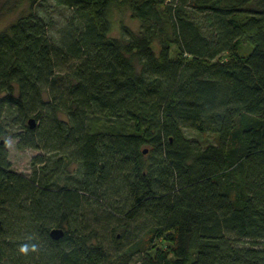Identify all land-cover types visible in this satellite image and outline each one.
Wrapping results in <instances>:
<instances>
[{
  "label": "trees",
  "instance_id": "16d2710c",
  "mask_svg": "<svg viewBox=\"0 0 264 264\" xmlns=\"http://www.w3.org/2000/svg\"><path fill=\"white\" fill-rule=\"evenodd\" d=\"M18 1L0 31V264H264V0H50L63 21ZM114 4L138 32L111 36ZM8 136L39 152L31 176Z\"/></svg>",
  "mask_w": 264,
  "mask_h": 264
},
{
  "label": "rangeland",
  "instance_id": "374dc122",
  "mask_svg": "<svg viewBox=\"0 0 264 264\" xmlns=\"http://www.w3.org/2000/svg\"><path fill=\"white\" fill-rule=\"evenodd\" d=\"M122 1V0H119ZM46 5H49L47 8V16L54 17V19L63 21L64 17L61 16L63 13L68 14V10L63 7H58L52 1H46ZM29 11V3L27 1H18V0H1L0 2V31L6 29L10 24L15 22L19 16L25 14ZM63 17V18H62ZM109 19L111 22V36L119 38L122 35L123 28H128L132 31L138 32L140 29V22L133 18L130 9L123 4H114L109 10ZM250 50L249 44H245L242 53H246ZM226 58V57H225ZM2 95H0L1 97ZM190 136L199 138L204 143L215 142V138L211 134H201L198 132H188ZM17 141L11 137H7L6 146L9 151L10 160L12 162V168L26 176L32 175V159L39 154L38 151L34 149H18L16 146ZM69 175H75L76 166H68ZM66 177V174H64ZM64 177L62 178L61 184L64 182ZM116 223V222H115ZM114 224L107 226H101L105 237L108 236L111 238L112 229ZM108 235V236H107ZM109 238V239H110ZM158 245V244H157ZM164 249H169L168 242L163 246Z\"/></svg>",
  "mask_w": 264,
  "mask_h": 264
},
{
  "label": "water",
  "instance_id": "95a60500",
  "mask_svg": "<svg viewBox=\"0 0 264 264\" xmlns=\"http://www.w3.org/2000/svg\"><path fill=\"white\" fill-rule=\"evenodd\" d=\"M29 123L31 125V127H34L35 126V120L33 118H31L29 120ZM145 152H147L145 150ZM0 225H1V220H0ZM51 237L55 240H60L61 238H63L65 236V230L62 229V228H54L52 231H51Z\"/></svg>",
  "mask_w": 264,
  "mask_h": 264
},
{
  "label": "clouds",
  "instance_id": "9594fccd",
  "mask_svg": "<svg viewBox=\"0 0 264 264\" xmlns=\"http://www.w3.org/2000/svg\"><path fill=\"white\" fill-rule=\"evenodd\" d=\"M22 247H23V250L27 251V250H29V247H30V246H29L28 244H25V245H23ZM31 248H32V249H35V248H36V245H35V244H32V245H31Z\"/></svg>",
  "mask_w": 264,
  "mask_h": 264
}]
</instances>
